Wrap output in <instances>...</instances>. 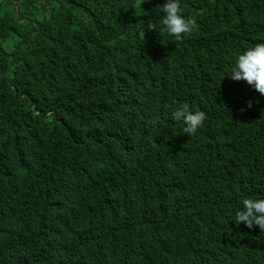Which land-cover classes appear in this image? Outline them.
<instances>
[{
    "label": "trees",
    "instance_id": "obj_1",
    "mask_svg": "<svg viewBox=\"0 0 264 264\" xmlns=\"http://www.w3.org/2000/svg\"><path fill=\"white\" fill-rule=\"evenodd\" d=\"M165 2L0 0V264H264L235 224L264 199V95L228 77L264 0H179L182 40Z\"/></svg>",
    "mask_w": 264,
    "mask_h": 264
},
{
    "label": "clouds",
    "instance_id": "obj_2",
    "mask_svg": "<svg viewBox=\"0 0 264 264\" xmlns=\"http://www.w3.org/2000/svg\"><path fill=\"white\" fill-rule=\"evenodd\" d=\"M163 11L162 31L177 40H182L184 35L191 34L197 27L194 18L190 16L185 18L179 0H166ZM228 77L234 81H245L264 95V42L257 43L240 54ZM251 107L252 101H249L248 108ZM172 118L174 121L182 122L183 132L191 136L197 133L207 117L204 111L192 112L187 104H183L172 114ZM242 204V210L235 214L236 226L244 224L249 229L258 226L261 232H264V199L245 198Z\"/></svg>",
    "mask_w": 264,
    "mask_h": 264
},
{
    "label": "rangeland",
    "instance_id": "obj_3",
    "mask_svg": "<svg viewBox=\"0 0 264 264\" xmlns=\"http://www.w3.org/2000/svg\"><path fill=\"white\" fill-rule=\"evenodd\" d=\"M10 50L12 49V46H9Z\"/></svg>",
    "mask_w": 264,
    "mask_h": 264
}]
</instances>
